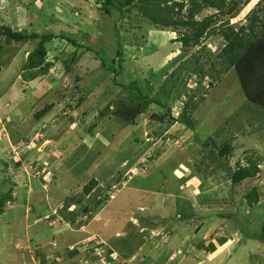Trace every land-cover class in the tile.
<instances>
[{
  "label": "rangeland",
  "instance_id": "rangeland-1",
  "mask_svg": "<svg viewBox=\"0 0 264 264\" xmlns=\"http://www.w3.org/2000/svg\"><path fill=\"white\" fill-rule=\"evenodd\" d=\"M260 1L217 27H245ZM101 6L0 0V26L60 34L92 50L48 43L51 68L26 82L23 69L39 40L0 39V195L10 192L0 215V264H264V109L245 98L233 69L209 71L222 38L212 34L203 52L185 51L179 30L153 25L139 8L99 16ZM214 13L203 10L196 20ZM117 36L116 81L135 90L112 84L120 73ZM226 143L223 159L218 149ZM248 162L258 174L234 187L218 168ZM249 196L257 197L251 205Z\"/></svg>",
  "mask_w": 264,
  "mask_h": 264
},
{
  "label": "trees",
  "instance_id": "trees-1",
  "mask_svg": "<svg viewBox=\"0 0 264 264\" xmlns=\"http://www.w3.org/2000/svg\"><path fill=\"white\" fill-rule=\"evenodd\" d=\"M97 1L102 4L97 10L99 16H110L111 9L118 11L120 16L124 14L129 15L131 10L139 8V12H141L145 18H148L153 25L179 30V38L176 42L179 43L185 51L200 48L203 52V41L212 34H219L224 42V46L219 51L217 60L209 66V71H214L219 76L233 69L238 75L245 98L255 106L264 109V0H261L249 14L245 15L248 21L247 25L237 30L233 29V27L229 26L227 23H222L218 27L217 24L220 22L221 18L232 17L233 14L235 15L238 13L239 6H246L249 4L250 0H187V3L184 1L177 2V0ZM207 9L214 10L215 13L200 20H196V17L203 10ZM184 10L186 12L185 15L183 13ZM0 39H3L6 45L18 44L29 40H39V43L32 53L28 55L23 69L24 81L26 82L34 80L38 76L46 75L51 68L52 63L47 61L48 51L45 48V45L48 43L51 44L55 40L65 41L67 44H71L76 50H84L89 53L92 52L91 49L81 44L78 45L74 40L54 33L40 36L38 34H28L25 31H12L8 27L0 26ZM258 41L262 42L261 45L258 44ZM116 42L117 67L120 69V73L119 70L116 72L112 84L114 86H121L122 88L125 87L123 89L135 90L133 85L122 86L116 81L121 75L123 55L122 44L119 42V37ZM95 56L98 58L97 54H95ZM75 57L76 52L72 55L71 63L74 62ZM100 60L104 67L105 62L103 59ZM63 64L66 71H68L69 65L66 62H63ZM200 68L202 67H198L197 74L200 79H202L206 76V72L202 71ZM213 73H210V75ZM141 98L145 104H148L149 101L157 107L162 106L156 97L149 99L148 97L141 96ZM187 105L186 111L188 109ZM49 109L50 107H45L42 111H39L36 118L40 119ZM176 122L179 123V125L189 127V123L185 118L176 120ZM218 151L219 157L226 159L231 152V146L228 143L223 144ZM211 157L212 160L215 159L214 156ZM218 168L227 173V179L233 187L240 185L245 180L254 178L259 172L258 166L254 165L252 162L249 163L248 167L238 166L236 169L228 168L225 163H219ZM95 185V181H90L84 188V194H88ZM1 194L0 215L3 214L2 210L4 204L10 202L9 191ZM253 199L257 200V197ZM254 200H252L250 196L248 197V203L250 205L253 204ZM85 212H88V209H85ZM260 241L264 243V231L263 235L260 237Z\"/></svg>",
  "mask_w": 264,
  "mask_h": 264
}]
</instances>
